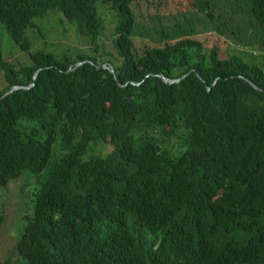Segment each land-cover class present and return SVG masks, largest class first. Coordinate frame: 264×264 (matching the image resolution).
<instances>
[{"label":"trees","instance_id":"16d2710c","mask_svg":"<svg viewBox=\"0 0 264 264\" xmlns=\"http://www.w3.org/2000/svg\"><path fill=\"white\" fill-rule=\"evenodd\" d=\"M133 2L0 0V188L38 181L20 260L1 264H264V0H192L148 25ZM65 24L90 53L39 45ZM208 30L261 53L221 57L191 37Z\"/></svg>","mask_w":264,"mask_h":264},{"label":"rangeland","instance_id":"374dc122","mask_svg":"<svg viewBox=\"0 0 264 264\" xmlns=\"http://www.w3.org/2000/svg\"><path fill=\"white\" fill-rule=\"evenodd\" d=\"M134 12L138 21L141 24L148 25L152 18L160 17L159 19L166 18L169 15H175L179 11H190L193 9L192 0H134ZM103 17L105 19V33L99 42L101 50L100 55L109 57L114 53L113 39L115 27V13L109 6L102 8ZM54 15L62 16L61 13ZM65 19V18H64ZM157 19L156 21H158ZM165 20V19H164ZM38 22V21H37ZM75 26V25H74ZM149 25L147 27H152ZM1 27V26H0ZM76 27V26H75ZM54 26H50V29ZM67 33L65 36H58V32L45 33L47 37L39 39V45L45 46L48 50H56L61 53L62 51L82 52L93 50L94 46L90 43H84L81 38L76 34V30L72 29L70 25L65 24ZM29 35V33H28ZM192 38L200 40L205 47L211 48L217 46L221 57H228L232 54H240L246 59H250L249 53L259 55L261 52L258 48L242 46L235 43L227 36L219 34L215 31H204ZM135 48L141 52L147 46L152 45L151 39L135 37ZM4 47L15 46L8 37L2 40ZM6 60L14 64L23 62L29 63V57L21 52L11 51L6 55ZM2 78L0 72V79ZM3 84L0 83V86ZM182 139L176 137L169 140L170 144L175 146ZM111 146L108 147V153L111 151ZM38 185L37 178L30 172H25L22 177L14 182H11L8 188H0V264L6 261L17 263L20 260V255L17 251V243L21 236L23 229L24 216L30 215L31 193Z\"/></svg>","mask_w":264,"mask_h":264},{"label":"water","instance_id":"95a60500","mask_svg":"<svg viewBox=\"0 0 264 264\" xmlns=\"http://www.w3.org/2000/svg\"><path fill=\"white\" fill-rule=\"evenodd\" d=\"M89 62H90L91 64L94 65V63H93L92 61L89 60ZM78 65H81V63H79ZM97 68H99V69H101V68H102V69H110L111 73H113V74L115 73L114 68H113V66H112L111 64H109V66H107V65H105V64L97 65ZM162 78H163L166 82L171 83V84L176 83V82L178 83V82H180V80H181V79H178V80H171V79H168V78H166V77H164V76H162ZM182 78H184V77H182ZM249 82H250L255 88L259 89V88L257 87V85H256L254 82H252V81H250V80H249ZM20 88L29 89L30 87L12 86V87L10 88V90L8 91L7 94H10V93H12L13 91H16V90H18V89H20ZM7 94H6V95H7Z\"/></svg>","mask_w":264,"mask_h":264},{"label":"clouds","instance_id":"9594fccd","mask_svg":"<svg viewBox=\"0 0 264 264\" xmlns=\"http://www.w3.org/2000/svg\"><path fill=\"white\" fill-rule=\"evenodd\" d=\"M102 65V64H101ZM106 65V64H105ZM33 86V85H32Z\"/></svg>","mask_w":264,"mask_h":264}]
</instances>
